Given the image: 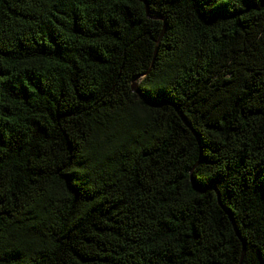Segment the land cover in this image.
<instances>
[{
  "label": "trees",
  "instance_id": "1",
  "mask_svg": "<svg viewBox=\"0 0 264 264\" xmlns=\"http://www.w3.org/2000/svg\"><path fill=\"white\" fill-rule=\"evenodd\" d=\"M0 264H264V0H0Z\"/></svg>",
  "mask_w": 264,
  "mask_h": 264
},
{
  "label": "water",
  "instance_id": "2",
  "mask_svg": "<svg viewBox=\"0 0 264 264\" xmlns=\"http://www.w3.org/2000/svg\"><path fill=\"white\" fill-rule=\"evenodd\" d=\"M150 17L155 18L156 16H150ZM133 89H134V91H136V92H140V90H139V86H138V82H137L136 80L133 82ZM183 119H184L185 123H186L189 127H191V124L189 123V121H188L185 117H183Z\"/></svg>",
  "mask_w": 264,
  "mask_h": 264
}]
</instances>
